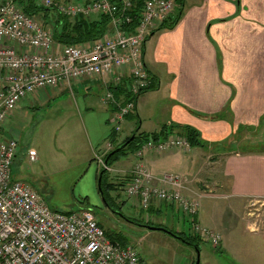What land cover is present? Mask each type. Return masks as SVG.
Segmentation results:
<instances>
[{"label": "crops", "instance_id": "crops-1", "mask_svg": "<svg viewBox=\"0 0 264 264\" xmlns=\"http://www.w3.org/2000/svg\"><path fill=\"white\" fill-rule=\"evenodd\" d=\"M181 1L176 0L171 14L180 15L177 24L171 29L155 27L144 44L152 87L137 97L135 111L122 121L119 132H114L110 122L112 105L98 96L107 91L106 83L101 78H84L24 97L10 113L0 142L16 138L18 157L27 149L21 144L23 129L34 123L36 111L49 106L56 96H67L75 116L68 135L79 146L73 148L75 160L69 166L78 172L86 168L91 181L99 179L102 169L97 157L105 158L137 127H145L147 133L167 127L171 134L190 127L197 131L201 144L189 151L147 150L145 165L157 175L173 172L184 176L189 188L203 195L202 200L228 196L264 203V0ZM115 97L125 99L119 90ZM155 103L157 112L161 110L167 119L149 124L154 121L151 111ZM142 110L150 111L146 119ZM139 116L142 124L138 125ZM35 124L40 126L41 121ZM130 155L135 159L122 163L120 176H127L138 161L136 153ZM110 176L113 178L112 172ZM164 205L170 214L180 215L176 206L164 203L152 205V213L162 215ZM200 218L199 213V223ZM219 224L214 221L210 227L221 230ZM222 227L226 229L225 222Z\"/></svg>", "mask_w": 264, "mask_h": 264}, {"label": "built area", "instance_id": "built-area-1", "mask_svg": "<svg viewBox=\"0 0 264 264\" xmlns=\"http://www.w3.org/2000/svg\"><path fill=\"white\" fill-rule=\"evenodd\" d=\"M36 1L72 20L106 14L110 26L90 44L62 45L55 41L52 27L25 12L18 0H0V135L10 113L28 94L84 78L106 83L101 100L112 105L110 122L119 132L122 121L135 111L137 97L152 87L143 47L151 31L173 13L176 0H143L141 9L138 0ZM121 88H126L125 99L115 97ZM17 147L16 138L0 142V264H144L135 246L106 235L91 210L52 209L29 183L14 179ZM191 147L178 133L145 142L135 152L138 161L124 188L146 210L163 203L176 206L195 225L196 234L217 246L221 234L198 222L203 195L190 189L184 176L154 174L143 161L147 150ZM29 155L36 158L34 150ZM97 160L113 171L105 158Z\"/></svg>", "mask_w": 264, "mask_h": 264}, {"label": "rangeland", "instance_id": "rangeland-1", "mask_svg": "<svg viewBox=\"0 0 264 264\" xmlns=\"http://www.w3.org/2000/svg\"><path fill=\"white\" fill-rule=\"evenodd\" d=\"M39 19L43 22L41 17ZM45 25L51 28L49 23L45 22ZM103 93H98V96L101 97ZM81 94L77 96L79 101ZM158 105L155 103L153 106L151 112L154 114V121L149 124H158L167 119L161 110L157 112ZM142 111L146 119L150 111ZM36 112L34 123L23 129L21 144L27 149L20 154L18 152L19 156L12 165L14 179L29 183L52 209L91 210L109 237L133 245L139 250L144 264H193L197 258L194 246L162 229H149L146 226V222H151L154 226L164 224L169 230L179 231L182 228L187 233L195 234L192 221L181 212L180 215L170 214L166 205L162 215L149 212L141 207L137 198L127 195L124 187L128 181L126 176H120L122 172L119 167L125 161H134V156H125L121 158V163L116 161L113 164L112 175L120 188L113 190L111 195L116 197L121 208L118 205L110 208L101 195L97 178L94 177L91 181L90 174L84 167L79 168V172L77 169H70L69 165L75 160L71 152L74 147H79L68 135L75 124L70 99L67 96H56L50 100L49 106L40 107ZM36 120L41 121L40 126L35 124ZM137 123L142 124L140 116L139 119L137 117ZM126 130L129 129L126 127L125 132ZM261 136L264 137V133ZM31 149L36 153L34 160L29 155ZM57 167L60 168L56 169ZM120 182H124V185H120ZM181 216L184 217V222L179 219ZM200 217V226L216 229L222 236V241L217 246L210 240H202L200 264H264L262 201L234 200L228 196L203 199ZM214 221L220 223L221 230L215 226L210 227ZM224 222L226 229L222 227ZM247 223L250 224V229Z\"/></svg>", "mask_w": 264, "mask_h": 264}, {"label": "trees", "instance_id": "trees-1", "mask_svg": "<svg viewBox=\"0 0 264 264\" xmlns=\"http://www.w3.org/2000/svg\"><path fill=\"white\" fill-rule=\"evenodd\" d=\"M18 1L23 7L25 12L31 15H38L45 22L49 23L52 27L55 41L62 45H73L80 43L90 44L93 41L101 38L108 31L110 26V17L106 14H99L95 16L93 15L89 17L79 16L76 19L72 20L71 18L61 15L60 13H54L52 8L39 5L36 0H18ZM178 2L182 3L181 0H178ZM142 3L143 0H138L137 7L141 9ZM179 18L180 15H177L175 17H172L170 15L165 21H163L159 25V28L171 29L177 24ZM120 91L124 93L126 91V88H121ZM167 129H168L167 127H162L159 131L147 133L145 131H141L140 127H137V129L133 132V134H135L133 140L128 142V144L122 147L119 151L115 152L114 154H111V152L115 148L121 146L123 143L128 141V139L133 135L131 134L130 136L126 137L123 141L116 143L114 149L105 155V159L108 160L107 163L110 166H113V164L122 157L135 153L147 141L150 140L159 141L166 139L171 134L167 132ZM181 134L185 135L188 138L191 146L201 144V141L199 140L197 131L195 129H192L190 127H183ZM111 139L112 141H115L114 137H112ZM101 171H103L101 186L103 189L105 204L110 208H113L115 205L119 206V204H117L118 202L116 201V197L114 198L111 195V192L113 190L120 188L117 184V181L114 178H111L109 171L103 168L101 169ZM125 178L128 181V177ZM120 185H124V182H120ZM119 207L121 208V205ZM148 211L153 212V209L150 207L148 208ZM146 223L150 225H155L151 222H146ZM156 226H163L168 228L164 224H156ZM171 231L179 234L182 238L190 242V243L188 242L186 243L190 245H194L200 249V243L202 242L203 238L199 234L187 233L185 231H175L172 229ZM109 238L113 242H118L114 238L111 237ZM120 243L122 245H127V243H122V242ZM194 262L195 261H193V263Z\"/></svg>", "mask_w": 264, "mask_h": 264}, {"label": "water", "instance_id": "water-1", "mask_svg": "<svg viewBox=\"0 0 264 264\" xmlns=\"http://www.w3.org/2000/svg\"><path fill=\"white\" fill-rule=\"evenodd\" d=\"M150 36H152V34H151ZM134 137H135V134H133V135L128 139V141H126L125 143H123L121 146L115 148V149L111 152V154H114L115 152L119 151L122 147L126 146V145L128 144V142H130L131 140L134 139ZM106 161H108V160L106 159ZM102 175H103V171H101V172H100V175H99V179H98V187H99V190H100V192H101V194H102V196H103V189H102V186H101ZM103 199H105L104 196H103ZM146 226H147L149 229H162V230L166 231L167 233H170L171 235L175 236L176 238H178V239H180V240H183V241H185V242L190 243L189 241H187V240H185L184 238H182L179 234H177V233H175V232L169 230V229L166 228V227H163V226H154V225H148V224H147ZM192 246H194V245H192ZM194 248H196V250H197V258H196V260H195V262H194L193 264H200V249L197 248L196 246H194Z\"/></svg>", "mask_w": 264, "mask_h": 264}]
</instances>
